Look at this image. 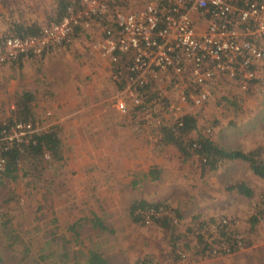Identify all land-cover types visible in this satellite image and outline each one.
<instances>
[{
    "label": "rangeland",
    "instance_id": "obj_1",
    "mask_svg": "<svg viewBox=\"0 0 264 264\" xmlns=\"http://www.w3.org/2000/svg\"><path fill=\"white\" fill-rule=\"evenodd\" d=\"M53 1L13 3L24 17L39 18L46 27ZM152 1L129 0L121 8L137 10ZM83 18L81 30L75 28L65 42L34 58L0 60V119L6 123L11 117L17 94L32 90L40 124L44 130L57 125L53 130L62 139L61 158L43 161L47 167L39 169L42 182L36 187L34 182L26 185L29 177L21 176L16 183L0 181V264H88L89 250L101 252L111 264H135L148 253L158 264H264L262 218L250 244L235 253L195 261L191 252L181 259L170 255L167 234L155 225L132 222L128 213L134 201L148 200L181 211L180 233L196 220L228 218L236 226L249 227L250 216L259 211L255 202L264 200V177L240 160L202 174L195 163L198 156L185 163L175 146L162 144L161 125L192 112L201 130L223 146L247 150L264 145V59L253 91L218 85L220 91L216 89L203 105L175 112L158 111L154 104L147 111L136 110L148 102L144 92L138 102L124 97L129 106L122 112L112 105L119 91L114 75L126 83L118 68L129 57L112 62L97 46L112 16ZM5 35L12 31L0 18V37ZM158 84L151 83L149 90L177 101L173 91L164 94ZM152 169L158 178L153 179ZM236 180L245 182L253 195L237 200V192L227 190Z\"/></svg>",
    "mask_w": 264,
    "mask_h": 264
},
{
    "label": "built area",
    "instance_id": "obj_2",
    "mask_svg": "<svg viewBox=\"0 0 264 264\" xmlns=\"http://www.w3.org/2000/svg\"><path fill=\"white\" fill-rule=\"evenodd\" d=\"M128 1L81 0L77 10L69 7L61 21L50 23L40 35L3 40L0 60L41 53L65 42L84 16L102 15L112 21L97 46L112 62L129 57L118 68L126 83L112 102L122 112L129 106L124 97L138 102L154 82L164 94L171 89L177 101L150 100L143 109L154 104L158 111L175 112L203 105L218 85L247 91L257 78L264 59V0H153L132 11L121 8ZM118 76L114 79L121 80ZM41 130L38 122H17L1 130L0 170L6 162L3 152Z\"/></svg>",
    "mask_w": 264,
    "mask_h": 264
},
{
    "label": "trees",
    "instance_id": "obj_3",
    "mask_svg": "<svg viewBox=\"0 0 264 264\" xmlns=\"http://www.w3.org/2000/svg\"><path fill=\"white\" fill-rule=\"evenodd\" d=\"M80 1L54 0L52 3L53 13L48 14L46 17L48 24L49 22L61 21L67 15L69 7H74L77 10L80 6ZM0 4H2L0 5V18L9 24L12 31V35L0 37V45L8 37H27L41 34L44 27L39 18L24 17L20 7H17V9L14 7L15 3H13V0H1ZM2 9L4 12H1ZM17 12L19 14H16ZM76 30H81V26H77ZM35 55V53H22L18 56V59L24 56L34 58ZM7 61L14 62L16 58L13 59L12 57ZM118 82L119 90H121L125 83L122 80H118ZM254 86L255 81L254 83L252 81L248 91H253ZM216 89L220 91V88L216 87ZM216 89L214 93L217 92ZM168 90L172 91L171 89ZM144 95L145 100L147 99L149 102L152 99L156 101H168L166 95L161 98L157 92L149 90V87ZM145 105L146 103L141 105V107L138 106L136 110L147 111V108L143 109ZM36 109L35 94L32 90H23L17 94L15 107L11 110V117H9L8 121L5 123L0 119V131L10 129L17 122L40 123L41 120L37 119L39 111ZM216 123L215 121L213 125ZM162 124V144L165 146H175L179 158L185 163L190 161L194 156H198V161L192 160V162L199 165L198 169L202 170V174L214 172L222 165L240 160L247 163L251 171L259 178L264 177V145H256L247 150H243L240 147L223 146L213 137L207 136L205 131L201 130L203 127L198 126L197 115L192 112L182 115V120L178 122L175 121L170 125ZM55 127L57 125L30 135L27 141L14 142L12 146L3 152L6 162L5 168L0 170V181L7 180L8 183H16L22 176L24 178H31L26 185H30V182H34L35 187L36 184H40L42 180H39L42 177L39 169H46L47 167L46 164L43 165V161L50 157L54 159L61 158L59 150L62 146V139L59 137L60 134L56 130H53ZM150 174L153 179L158 178L153 169L150 171ZM227 190L237 191L246 197L253 195V190L245 182L239 180L229 184ZM255 203L258 204L256 209L259 211L250 216L248 228L242 225L236 226L234 220L222 218L217 222L196 220L195 223H191L180 233L179 228L183 220L181 211L174 209L171 204L164 202L156 203L148 200H137L130 205L128 213L130 220L134 223H140L145 226L151 224L162 229L168 236L170 255H175L181 259L183 258V253L188 254V252H191L192 258L194 257L195 261H199L217 255L235 253L246 244L251 243V233L259 224L261 218L264 219L263 198ZM0 208H2V204H0ZM6 223L8 222L5 221ZM98 225L104 229L106 228L100 220L98 221ZM12 230L14 231L15 229L12 228ZM150 255L148 253L147 259H138L135 264H158L156 261L148 258ZM1 261L2 257L0 255ZM88 264L111 263L101 252L89 250Z\"/></svg>",
    "mask_w": 264,
    "mask_h": 264
},
{
    "label": "crops",
    "instance_id": "obj_4",
    "mask_svg": "<svg viewBox=\"0 0 264 264\" xmlns=\"http://www.w3.org/2000/svg\"><path fill=\"white\" fill-rule=\"evenodd\" d=\"M236 192H237V191H236ZM234 195H235V198H236L237 200H244V197L241 196L242 194H240L239 192L235 193ZM109 262H110V261H109Z\"/></svg>",
    "mask_w": 264,
    "mask_h": 264
}]
</instances>
